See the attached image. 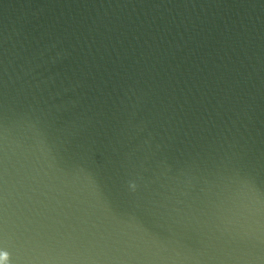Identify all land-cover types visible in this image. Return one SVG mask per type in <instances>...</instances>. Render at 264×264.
I'll return each instance as SVG.
<instances>
[{"label":"water","instance_id":"1","mask_svg":"<svg viewBox=\"0 0 264 264\" xmlns=\"http://www.w3.org/2000/svg\"><path fill=\"white\" fill-rule=\"evenodd\" d=\"M0 264H264V0H0Z\"/></svg>","mask_w":264,"mask_h":264},{"label":"clouds","instance_id":"2","mask_svg":"<svg viewBox=\"0 0 264 264\" xmlns=\"http://www.w3.org/2000/svg\"><path fill=\"white\" fill-rule=\"evenodd\" d=\"M6 255V254H5Z\"/></svg>","mask_w":264,"mask_h":264}]
</instances>
